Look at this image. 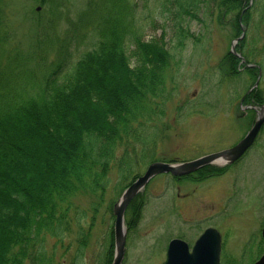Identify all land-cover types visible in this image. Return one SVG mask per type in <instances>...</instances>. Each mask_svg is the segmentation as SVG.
Instances as JSON below:
<instances>
[{
  "label": "rangeland",
  "instance_id": "obj_1",
  "mask_svg": "<svg viewBox=\"0 0 264 264\" xmlns=\"http://www.w3.org/2000/svg\"><path fill=\"white\" fill-rule=\"evenodd\" d=\"M100 1L5 0L1 5L0 30L8 39H0V51L6 53L12 48V52L18 51L25 57L23 68H34L38 76L41 72L47 76L57 63H63L62 72H65L97 41L96 32L87 26L109 14L108 6ZM130 1L136 4L134 14L142 38L161 39L173 54L165 71L168 98L164 114L153 117L141 128L140 141H131L134 144L132 172L144 168V158L140 160L138 151L142 141L157 142L155 158L177 160L194 158L234 143L250 125L251 115H243L246 111L238 107V99L252 79L245 74L233 76L223 58L243 27L245 35L235 48L247 60H259L264 74V0H245L236 33L232 29L233 13L222 14L221 22L218 21L215 0H181L187 1L186 8L195 12L197 18L185 15L179 0ZM36 5L40 9L36 10ZM84 10L90 13L82 14ZM77 18L76 30L71 22ZM180 24L193 34L183 39L182 47L177 33ZM55 35L59 39L53 49L50 44ZM9 55L11 52L1 53L0 59L7 60ZM240 67L238 62L236 72ZM263 87L262 81L259 88ZM145 134V138L150 136L148 140L143 138ZM167 178H155L144 191L146 201L138 214H131L123 264H160L163 245L173 234L182 233L187 238L191 231L208 225L221 234L220 264H226L225 260L251 264L264 251L260 236L264 225V127L248 152L220 175L195 182ZM106 180L102 197L78 193L73 198L74 205L68 212L69 229L65 230L62 242L49 234L44 238L46 256H52L49 264H107L113 219L109 206L122 185L119 181L126 179L114 166ZM88 223L91 229L87 245L79 249V226Z\"/></svg>",
  "mask_w": 264,
  "mask_h": 264
},
{
  "label": "trees",
  "instance_id": "obj_2",
  "mask_svg": "<svg viewBox=\"0 0 264 264\" xmlns=\"http://www.w3.org/2000/svg\"><path fill=\"white\" fill-rule=\"evenodd\" d=\"M110 2L111 13L97 21V43L65 72L57 63L37 77L16 52L0 59V264H49L44 238L62 242L73 198L102 197L112 166L128 176L131 141H140L141 128L164 114L165 71L173 54L161 39L142 38L132 3ZM186 3L179 0L183 13L197 18ZM245 3L215 0L218 21L233 13L236 33ZM177 33L180 47L193 36L182 24ZM0 37L7 34L0 30ZM223 60L236 72V55L228 52ZM90 229V223L79 226V249Z\"/></svg>",
  "mask_w": 264,
  "mask_h": 264
},
{
  "label": "water",
  "instance_id": "obj_3",
  "mask_svg": "<svg viewBox=\"0 0 264 264\" xmlns=\"http://www.w3.org/2000/svg\"><path fill=\"white\" fill-rule=\"evenodd\" d=\"M263 122L264 104L260 106V112L249 131L235 145L180 163L171 164L157 161L149 164L145 172L135 179L123 191L119 200L114 204L115 256L111 264H120L124 254L125 227L123 214L125 206L128 201L144 186L151 176L159 172H171L173 175H183L196 170L205 164L214 162L228 163L234 161L253 142L254 137L258 133ZM262 236L264 238V227L262 230ZM179 244L183 246L184 243L178 240H174L172 242L170 245L168 260L165 264H218L219 234L215 229L208 228L205 230V232L196 241L192 253L185 252V247H183L185 251L177 252L174 250L175 248H179ZM254 264H264V254Z\"/></svg>",
  "mask_w": 264,
  "mask_h": 264
},
{
  "label": "flooded vegetation",
  "instance_id": "obj_4",
  "mask_svg": "<svg viewBox=\"0 0 264 264\" xmlns=\"http://www.w3.org/2000/svg\"><path fill=\"white\" fill-rule=\"evenodd\" d=\"M257 67L258 68H256V71H255V73H254V75H255V77L257 78L258 76L260 77V80H259V82H264V78H263V76H264V74L263 75H259L260 74V64H258L257 63ZM261 70H262V68H261ZM262 72H263V70H262ZM257 89V88H256ZM256 96H257V92H256ZM258 97V96H257ZM257 97H255V95H254V97H251L248 101H247V99H246V102H244L245 100V97H243V99H242V103L244 104V111H246V112H244L243 113V115L244 114H246V113H249L250 115H252V114H256V111H255V109H253V103H255V102H258L259 100H257ZM249 111V112H248ZM212 172H207L205 169H199V170H197V171H195V172H193V173H191V174H189V175H185V176H181V177H173V176H171V178H172V181H180V180H194V181H201V180H204V179H206L210 174H211ZM146 200H145V196H144V193H141V194H139L138 196H136L134 199H132V201H131V210L130 211H128L127 212V218H126V221L127 222H130V220L132 221V216H131V214L133 213V212H135L136 214H138V211H139V209L141 208V206H142V202H145ZM135 211H134V210ZM133 215V214H132ZM209 226V225H208ZM207 227V226H206ZM206 227H204V228H196V230H193V231H191V233H190V236H188L187 238L185 237V235L184 234H182V233H180V234H173V236H171L165 243H164V245H163V248H162V251H163V255H162V261H161V263L160 264H163L164 262H165V260L167 259V257H168V251H169V242H170V240L171 239H179V240H181V241H183V246L181 245V244H179L180 246H179V248H175L174 250H176L177 252L178 251H185V252H187V253H192L193 252V247H194V244H195V242H196V240H197V238L199 237V235L204 231V229H206ZM131 231V230H130ZM170 236V235H169ZM110 247H109V250H108V253L111 251V246H112V242L110 241V245H109ZM127 247V246H126ZM183 247H185V250H184V248ZM222 247H223V243H222V238H221V245H220V259H221V256H222Z\"/></svg>",
  "mask_w": 264,
  "mask_h": 264
}]
</instances>
